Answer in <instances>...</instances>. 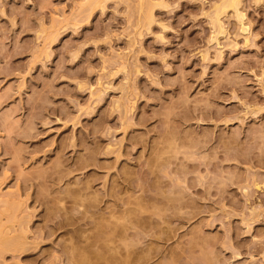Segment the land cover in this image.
I'll list each match as a JSON object with an SVG mask.
<instances>
[{
	"label": "rangeland",
	"instance_id": "374dc122",
	"mask_svg": "<svg viewBox=\"0 0 264 264\" xmlns=\"http://www.w3.org/2000/svg\"><path fill=\"white\" fill-rule=\"evenodd\" d=\"M222 2L0 0V264H264V0Z\"/></svg>",
	"mask_w": 264,
	"mask_h": 264
},
{
	"label": "bare ground",
	"instance_id": "6f19581e",
	"mask_svg": "<svg viewBox=\"0 0 264 264\" xmlns=\"http://www.w3.org/2000/svg\"><path fill=\"white\" fill-rule=\"evenodd\" d=\"M105 0H91V2L93 3V7L94 5H102V3L104 2ZM141 1V5L143 6V1L144 0H140ZM242 0H223V2L220 4V5H216V12H215V19H216V22H218V26H219V32H223V29H222V25H221V22H220V19H219V16L225 12L228 8H233L235 10V12H237L238 16L242 19L243 17V14H241V12L239 11V5L241 3ZM91 4V3H90ZM106 4V3H105ZM142 8V7H141ZM144 8V6H143ZM215 11V10H213ZM148 12V11H147ZM146 12V13H147ZM150 12V11H149ZM148 12V13H149ZM214 13V12H213ZM244 13V12H243ZM147 15V18H145L146 20H148L150 22V20L152 19V16L149 14H146ZM243 21V20H242ZM148 22V23H149ZM214 25V24H213ZM216 26V24H215ZM214 26V27H215ZM225 29V28H224ZM246 29V28H245ZM244 30V29H243ZM245 31V30H244ZM216 35V34H215ZM221 35V34H220ZM214 36V35H213Z\"/></svg>",
	"mask_w": 264,
	"mask_h": 264
}]
</instances>
